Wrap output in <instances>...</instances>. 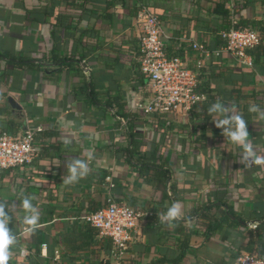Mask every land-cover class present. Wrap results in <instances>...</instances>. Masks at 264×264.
<instances>
[{"label":"crops","instance_id":"obj_1","mask_svg":"<svg viewBox=\"0 0 264 264\" xmlns=\"http://www.w3.org/2000/svg\"><path fill=\"white\" fill-rule=\"evenodd\" d=\"M220 1L0 0V136L40 129L31 163L0 169V201L12 206L18 196H34L40 212L36 254L25 213L11 208L17 243L9 264H113L109 238L82 222L108 194L143 214L127 254L133 264H236L239 252L256 256L255 238L249 242L248 226L238 221H263L251 231L264 235V168L241 163L242 147L222 135L213 122L222 117L210 116L208 108L217 101L234 105L264 155V58L254 64L247 55L243 64L225 53L203 58L192 50L193 43L217 49L215 33L224 24L212 9ZM234 3L232 24L264 18V0ZM140 5L161 18L167 53L181 48L188 66L202 62L199 86L209 88L208 104L185 121L130 115L135 99L150 97L138 65ZM61 60L60 68L52 66ZM254 106L260 111L249 110ZM130 120L135 139L147 146L135 155L152 157L161 168L126 159ZM77 158L87 161L89 174L65 185L67 161ZM177 201L182 214L169 227L158 214Z\"/></svg>","mask_w":264,"mask_h":264},{"label":"built area","instance_id":"obj_2","mask_svg":"<svg viewBox=\"0 0 264 264\" xmlns=\"http://www.w3.org/2000/svg\"><path fill=\"white\" fill-rule=\"evenodd\" d=\"M228 1L229 11L234 13V0ZM135 25L139 29V71L149 83L147 91L150 92V97L146 100L135 99L131 106L132 113L143 116L166 114L177 121L189 119L195 107L206 101V96L198 91L197 77L202 62L199 60L190 67L179 57H168L164 49L161 23L146 8L138 11ZM220 35L225 41L222 48L208 51L204 46L193 43L192 50L203 58L219 57L225 53L241 60L244 64L247 49L264 46V36L255 30L231 27L222 30ZM83 70H86L85 66ZM39 131V128L26 129L16 135H1L0 169L30 164L35 155L34 135ZM142 215V212L132 206L115 202L108 194L106 204L84 215L82 221L111 240L110 254L115 258L113 264H119L127 257L129 246L136 238ZM247 224L252 230L257 227L255 222ZM42 248H45L44 244ZM19 255L26 258L28 251L20 249ZM235 263L264 264V260H259L253 254L240 253L236 256Z\"/></svg>","mask_w":264,"mask_h":264},{"label":"clouds","instance_id":"obj_3","mask_svg":"<svg viewBox=\"0 0 264 264\" xmlns=\"http://www.w3.org/2000/svg\"><path fill=\"white\" fill-rule=\"evenodd\" d=\"M250 111L259 112L258 106L250 107ZM210 116H220L221 119H213L215 126L222 130V135L233 144L242 147L243 153L241 163L245 167L252 165L264 168V155L257 154L252 142L249 140L248 124L245 119L236 114L234 105L226 106L217 101L208 108ZM67 175L63 177V184L72 185L85 179L89 174V166L84 159H71L67 161ZM34 196H23L21 207L25 212L23 224L26 232H35L39 227L40 212L33 204ZM6 201H0V264H9L12 256L11 248L17 243V236L9 227L12 217L9 215L11 208ZM8 209L6 211L5 209ZM182 214V205L180 202H173L164 214H158L161 223H167L173 227L174 221H177Z\"/></svg>","mask_w":264,"mask_h":264},{"label":"trees","instance_id":"obj_4","mask_svg":"<svg viewBox=\"0 0 264 264\" xmlns=\"http://www.w3.org/2000/svg\"><path fill=\"white\" fill-rule=\"evenodd\" d=\"M228 4H229V1L228 0H222V1L218 2V3H216L215 6H214V8L212 9V12L215 15H217V17H220L222 19L223 24H224L223 25L224 26L223 30H228L231 27L238 28V29H251V30L258 31L262 36H264V18L261 19V20H259V21L256 20V21H252V22H249V23L242 21V19H239V20H237L236 22H234L232 24V22H233L232 20H233V16H235V12L234 13H230L229 8H228ZM142 8H146L148 10V8L145 5L138 6V8L136 10V13H135V17L137 15L138 11L140 9H142ZM152 14L155 15V17L161 22V18L157 14H155L154 12ZM220 32L219 33H215L214 40L217 42L218 47H217V49H213V50H218V49L222 48L225 45V41H223L221 39ZM164 49H165L166 54H167L168 57H179L180 59L183 60L182 55L184 54V52L182 51L181 48H180V50H178V52H179L178 54H175L174 52H172L170 54V51H169V53H167V50H166L165 47H164ZM205 49L208 50V51H213V50L208 49L206 47H205ZM245 53H246V55L250 56L251 59H252V61L254 62V64H256L260 59L264 58V46H257V47L251 48V49H247L245 51ZM76 63H78V62H76ZM63 64H64V61L63 60H61V61H53L52 66L53 67L60 68ZM201 76H202V68L199 70V75L197 77V81H198V91L200 93L204 94L205 96H208V94H209V88H207V89H204V88L200 89L199 80H200V77ZM90 96L92 97V99H94V97H93L94 95L93 94L92 95L90 94ZM207 100H208V98H207ZM207 100H206V102L205 101L204 102L207 103ZM130 115H131V117H135V116L137 117L138 114L136 115V114L132 113ZM154 116L156 117L157 120H159V122H161V121H164L165 120L166 117H164V116H167V115L166 114H154ZM121 117L125 119V117H123V115ZM162 124H164V122ZM125 136L130 141L129 149H127L128 150V157H126V159L128 161L129 160L132 161V160H135L136 159L137 161H139V162L142 163L141 166L143 168H145V169H147V168L154 169L155 167L156 168H161V166L159 164L157 165V164L154 163L152 157H150V159H147L146 160L144 157H142L143 156L142 154L140 156H136L135 155L136 153L140 154L141 152L146 151L147 146H145L142 142H140V141H138V140L135 139L136 133L133 131L132 120L127 121V123H126ZM156 159L159 160L160 159V156L159 157H156ZM159 174H160V176L162 175L161 173H159ZM164 175L165 174H163V178H164ZM161 182H163V184H165L166 183V179L165 180L163 179V181H161ZM21 200H22V196H18L17 201H15L14 204H13V205H15V207H12V208L14 210H16L17 212L25 213L24 210L21 207ZM33 204L35 206H37L36 200H33ZM213 206H216V205H213ZM95 210H97V209H95ZM95 210H93V211H95ZM49 214L51 215V212H49ZM228 216L229 215L227 213H225V217H226V220L227 221H228V218H229ZM84 224H86V223H84ZM86 225H88V224H86ZM88 226H90V225H88ZM258 227H259V225H257L256 228H258ZM246 231L248 232V235L250 236L249 242L251 241L252 237L255 238V240L253 241V244L256 246V248L254 249V252L256 254V257L259 260H264V235L263 236L262 235H259L257 233V230L255 232L253 231L254 232L253 233L251 231V229H247L246 228ZM32 234H35L34 235V243H33L32 248H30V249L33 252H35L36 254H38L39 253V244H40V233H39V231L35 230V232H32ZM107 249H108V252H110L112 250V243H111V240L110 239H109V244L107 246ZM247 250H250V249L247 248ZM128 251H129V249H128ZM128 251H127V254H128ZM249 253H250V251H249ZM239 254H240V252L237 253L236 256L239 255ZM108 258H109V262H111V261L115 262V258L114 257H112V256L109 255ZM171 262L173 263V261H171ZM174 263L177 264V261H174ZM120 264H133V263H132V260L131 259H128L126 257V258H124V259H122L120 261Z\"/></svg>","mask_w":264,"mask_h":264},{"label":"water","instance_id":"obj_5","mask_svg":"<svg viewBox=\"0 0 264 264\" xmlns=\"http://www.w3.org/2000/svg\"><path fill=\"white\" fill-rule=\"evenodd\" d=\"M8 103H9V105H10V107L13 109V110H20V107H19V105L14 101V99L13 98H8ZM241 225H243V226H248V224L247 223H245V222H242V221H238ZM255 222V221H254ZM261 222H263V221H256L255 223H257V224H260Z\"/></svg>","mask_w":264,"mask_h":264}]
</instances>
